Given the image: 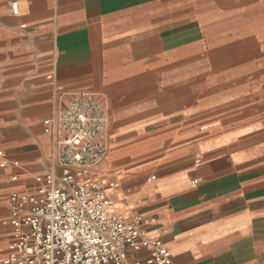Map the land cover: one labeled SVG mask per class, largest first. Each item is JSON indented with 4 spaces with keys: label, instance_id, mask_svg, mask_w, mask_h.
<instances>
[{
    "label": "crops",
    "instance_id": "obj_1",
    "mask_svg": "<svg viewBox=\"0 0 264 264\" xmlns=\"http://www.w3.org/2000/svg\"><path fill=\"white\" fill-rule=\"evenodd\" d=\"M79 94L109 115L89 178L115 213L172 264H264V0H0V256Z\"/></svg>",
    "mask_w": 264,
    "mask_h": 264
},
{
    "label": "built area",
    "instance_id": "obj_2",
    "mask_svg": "<svg viewBox=\"0 0 264 264\" xmlns=\"http://www.w3.org/2000/svg\"><path fill=\"white\" fill-rule=\"evenodd\" d=\"M11 12L17 14L16 4ZM109 121L92 95L79 94L43 122L58 172L38 176L33 193L8 196L13 237L0 264H139L129 255L141 250L148 253L145 264H172L142 219L115 213L102 183L89 178L106 156Z\"/></svg>",
    "mask_w": 264,
    "mask_h": 264
},
{
    "label": "bare ground",
    "instance_id": "obj_3",
    "mask_svg": "<svg viewBox=\"0 0 264 264\" xmlns=\"http://www.w3.org/2000/svg\"><path fill=\"white\" fill-rule=\"evenodd\" d=\"M192 59H194V58H192ZM192 59H191V60H192ZM187 61H188V60H187ZM177 64H179V63H177ZM202 76H203V75H202ZM197 78H198V77H197ZM187 82H189V81H187ZM190 83H191V82H190ZM187 91H188V90H187ZM184 92H185V91H184Z\"/></svg>",
    "mask_w": 264,
    "mask_h": 264
}]
</instances>
